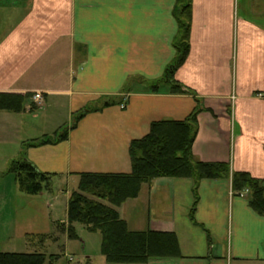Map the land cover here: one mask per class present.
Instances as JSON below:
<instances>
[{
	"label": "crops",
	"instance_id": "0c3cea01",
	"mask_svg": "<svg viewBox=\"0 0 264 264\" xmlns=\"http://www.w3.org/2000/svg\"><path fill=\"white\" fill-rule=\"evenodd\" d=\"M176 1L0 0V93L43 96L36 110L32 101L1 116L15 132L39 110L65 111L66 118L53 132L19 144L20 155L53 175L50 189L21 192L6 172L14 158L3 160L2 252L32 253L21 250L28 245L39 251L37 239L67 225L80 173L131 172L133 140L155 121L185 120L197 111L193 154L227 163L229 176L202 179L197 187L192 178L159 177L118 208L133 231L174 233L181 256L146 263L104 257L99 264H264V216L251 207L249 191L234 193L232 184L237 172L264 182V97L258 96L264 93V0H193L190 53L175 73L184 92L166 83L153 91L175 58ZM66 127L67 139L25 148Z\"/></svg>",
	"mask_w": 264,
	"mask_h": 264
},
{
	"label": "trees",
	"instance_id": "16d2710c",
	"mask_svg": "<svg viewBox=\"0 0 264 264\" xmlns=\"http://www.w3.org/2000/svg\"><path fill=\"white\" fill-rule=\"evenodd\" d=\"M173 14L179 28L174 41L175 58L165 75L152 83L153 91L166 83L172 92H184L175 81V73L190 53L193 0H177ZM33 96L32 93H0V111L21 112L33 101ZM37 108L32 102L31 109ZM84 114L80 111L73 115L75 123ZM197 132V111L185 120L155 121L147 135L131 142V172L80 173L78 189L69 196L68 223L63 224V231L71 240H76L79 237L75 224L80 223L90 232L100 233L101 253L110 263H146L151 259L180 257L179 242L174 233L133 231L120 216L118 208L137 198L144 185H151L159 177L192 178L196 187L205 178L228 177L227 163H207L195 158L193 144ZM67 137L68 129L65 128L53 136L25 143V148L55 143ZM6 172L15 177L19 190L30 196H37L52 185L53 175L37 169L23 153L10 161ZM232 184L234 193L248 190L251 207L264 216V182L247 172H237ZM58 257L51 255L50 262ZM46 260L47 256L40 252L0 251V264H45ZM85 264H92L91 259L88 258Z\"/></svg>",
	"mask_w": 264,
	"mask_h": 264
},
{
	"label": "rangeland",
	"instance_id": "374dc122",
	"mask_svg": "<svg viewBox=\"0 0 264 264\" xmlns=\"http://www.w3.org/2000/svg\"><path fill=\"white\" fill-rule=\"evenodd\" d=\"M36 106H40L41 102L33 101ZM54 110L52 113L46 114L41 110L37 111L38 117L33 118L29 116L30 122L27 127H24L21 131H16L13 123L8 122L4 119L2 114H0V138L5 137L4 140H0V170L3 169L2 163L3 160L7 159L5 157L12 156V158H17L19 154V144L21 138H35L43 134V132H53L56 130L57 121L60 119L66 120L65 111L57 112ZM58 118V119H57ZM73 120L71 121V123ZM70 126V121L67 122ZM66 123V124H67ZM67 128V127H66ZM8 137H11L10 141ZM18 137V138H17ZM17 154V155H16ZM72 180L71 185L73 189H77V182ZM63 201H65L66 196L63 195ZM62 201V200H61ZM62 201V202H63ZM65 206H59L60 216L64 218L63 211ZM61 226V227H60ZM63 224H58V232L53 231L49 236L51 238H42L37 239V252L43 253L47 256L45 264H78L85 262L87 256L91 257L92 262L99 264L100 261L104 260V256L101 253V235L100 233L90 232L84 225L80 223L75 224V232L78 235V239L71 240L67 233H62ZM57 232L58 234H55ZM54 236V237H53ZM57 237V239H55ZM20 248V247H19ZM24 251L31 250L36 252L33 246L28 245L27 247H22ZM1 250H6L0 247ZM35 250V251H34ZM30 252V251H29ZM55 255L59 256L54 262H50V256Z\"/></svg>",
	"mask_w": 264,
	"mask_h": 264
},
{
	"label": "built area",
	"instance_id": "2783aa9c",
	"mask_svg": "<svg viewBox=\"0 0 264 264\" xmlns=\"http://www.w3.org/2000/svg\"><path fill=\"white\" fill-rule=\"evenodd\" d=\"M258 96L259 97H264V93H259ZM42 98H43V96H42L41 93H36L33 96V101H35V102H41L42 101ZM246 192H248V191H246ZM245 193H242V194H245Z\"/></svg>",
	"mask_w": 264,
	"mask_h": 264
}]
</instances>
